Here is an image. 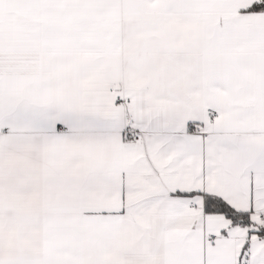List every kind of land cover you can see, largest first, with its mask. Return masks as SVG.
Here are the masks:
<instances>
[{
    "label": "snow or ice",
    "instance_id": "6c2138e0",
    "mask_svg": "<svg viewBox=\"0 0 264 264\" xmlns=\"http://www.w3.org/2000/svg\"><path fill=\"white\" fill-rule=\"evenodd\" d=\"M0 264H264V0H0Z\"/></svg>",
    "mask_w": 264,
    "mask_h": 264
}]
</instances>
